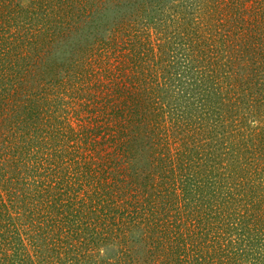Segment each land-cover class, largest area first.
<instances>
[{
    "label": "rangeland",
    "instance_id": "obj_1",
    "mask_svg": "<svg viewBox=\"0 0 264 264\" xmlns=\"http://www.w3.org/2000/svg\"><path fill=\"white\" fill-rule=\"evenodd\" d=\"M155 62L162 68L156 72L162 89L157 96L161 100L153 102L141 98L137 105L133 99L138 94L143 95V89L149 85L146 78L150 76L146 77V74ZM186 78L191 82L184 86L190 91L184 94L182 80ZM35 89H39L40 100L27 102L28 93ZM201 89L205 91L207 111L217 117L223 114L233 125L232 133L226 139L230 158L225 157L227 167L223 170V157L218 156L222 152L221 143L212 140L214 116L204 123L198 113L187 108L184 122L192 124L193 131L196 129V134L191 132L190 139L196 141L205 136L203 141H208L205 166L211 172H222L218 181L225 180L228 191L236 190V182L243 180L245 183L254 173L255 177L264 178V0H0V105L4 106L0 110V140L5 133L7 135L3 151L0 150V172H8L11 176L23 172L28 176L26 182L32 191H37L38 186L35 188L30 182L32 175L29 172L35 171L38 181L42 182L47 181L46 174L60 171L62 167L57 154L48 152V144H53L56 152L62 144H55L50 137L49 142H44L54 116L67 125L82 126L77 132L86 131L102 126V121L98 122L100 119L92 114L107 104L104 130L108 127L114 130L110 131V137L116 132L115 128L121 129L124 124L117 110L129 106L139 111L125 130L130 138L126 141L132 144L129 154L134 153L146 165L149 161L154 165L157 163L162 167L161 172H169L164 175L171 184L174 176L181 181L184 172L196 169L190 164L191 168L186 170L184 132H179L176 138L172 124L182 117V105L193 103L191 98L198 93L203 96ZM188 94L190 97L184 99ZM42 95L58 112L48 116L50 110H47L43 121L38 123L39 135L43 130L47 134L40 142L47 153H39L40 158L46 159H43L46 167L34 170L21 160L24 146L19 130L22 129L10 128L13 119H8V115L26 116L23 106L38 102L43 106ZM58 125L54 126L58 128ZM25 127L30 130L31 124ZM222 129L217 128L219 137H222ZM121 131L120 136H124V128ZM98 133L100 153L104 155L103 151L110 149L109 156H112L118 148H111L108 132L103 135L105 131L102 134L100 129ZM79 138L82 143L83 138ZM70 154L84 158L90 152L85 144L82 148L75 146ZM55 158L59 161L54 162ZM181 158L185 167L180 165ZM162 159H167L165 164L160 163ZM135 162L141 166V162ZM234 173L240 178L234 177ZM261 179L255 187L263 192ZM234 181L235 185H230L229 182ZM0 189L4 206L7 205L11 212L9 202L15 206L17 196L8 192L7 185L0 183ZM156 194L153 190L146 195L147 208ZM157 203L161 204V201L157 200ZM258 210L262 211L261 208ZM202 211L209 213L204 207ZM183 214L184 220L189 221L187 211L183 210ZM172 215V219L182 217ZM159 217L160 210L155 214V218ZM255 219L263 223L260 215ZM215 222H221L220 218L216 217ZM86 232L83 228V233L77 236L84 243L89 240L84 237ZM4 236L6 240L0 233V242L11 249L12 236L21 237L24 243L27 240L26 233L17 231L5 232ZM130 245L133 252L122 264L133 261L153 264V261L145 260L152 254L144 242L134 243V247ZM27 247L25 252L37 250L30 245ZM122 247L108 243L96 252V259L99 264H109L110 258L120 256ZM56 248L55 242H40L43 264H61ZM6 249L7 246L0 247V258Z\"/></svg>",
    "mask_w": 264,
    "mask_h": 264
},
{
    "label": "trees",
    "instance_id": "obj_2",
    "mask_svg": "<svg viewBox=\"0 0 264 264\" xmlns=\"http://www.w3.org/2000/svg\"><path fill=\"white\" fill-rule=\"evenodd\" d=\"M1 51L4 49L2 48ZM161 69L160 63L155 62L153 68L147 71L146 77L150 76L146 78L149 85L143 89V95L138 94L133 99L137 105L142 101L141 98L153 102L161 100L157 96L162 89L159 86V73H156ZM187 79L182 80L184 94L190 91L184 86L191 82ZM201 90L203 96L198 93L196 97L191 98L194 100L193 103L182 105V117L175 118L179 124L176 122L172 124L176 138L179 132H184L186 153L183 161L186 170L191 168L190 164L196 170L189 169L188 172H184L181 181L174 176L172 184L164 175L169 172H161L162 167L157 163L154 165L149 161V165H146L134 153L129 154L132 144L126 141L130 138H128L129 132L125 130L129 129L130 120H134L136 113H139L129 106L117 110L123 117L124 124L121 129L115 128L116 132H113L114 135L112 134L111 137L110 131L114 130L111 127L104 130L108 104L106 107L100 106L99 109L94 110L98 113L92 114L93 117L100 119L98 122L102 121V126L77 132L82 126L67 125L54 116L53 124L49 126L48 137L44 130L39 135L41 128L38 123L43 121L47 110H50L48 116L58 111L52 103H46L49 101L45 95H42L43 106L38 104L39 102L33 106L27 104L23 106L26 116L9 114L8 119H13L10 128L22 129L19 130V136L24 146V151L21 153L24 165L34 170L46 167L43 156L42 158L39 156V153L41 155L47 153L40 143L46 136L44 142H49L52 138L55 144H62L58 152L53 150V144H48V152H51V155L57 154L63 169L61 167L60 171L53 172V175L46 174L47 181L42 182L38 181L34 170L29 172L28 174L32 175L29 176L30 182L35 188L38 186L37 191L29 189L30 185L27 184L29 182H26L28 176L23 172H16L18 174L15 175L16 177L8 172H0V183L7 185L8 192L17 196L15 206L9 202L10 212V208L4 206L5 200L0 189L1 236L6 240L5 232L11 234L17 231L21 234L26 233L27 238V240L23 239L24 243L20 240L21 237L12 236L13 249L1 241L0 247L7 246V249L1 254L0 264H43L41 241H47L48 244L49 241L55 242L57 259L61 264H99V259L95 256L96 252L108 243L124 246L121 248L120 256L110 258L109 263L122 264L124 258L133 252L130 244L134 247L133 244L139 241L144 242L149 248V253L152 255L145 257V260H151L153 264H176L177 260L182 264H264V191L255 187L261 178L255 177L254 173L245 183L243 180L236 182L238 186L236 190L228 191L226 181H218L222 172H211L208 166H205L208 160L206 159L208 141H203L205 136L197 138L196 141L190 139L191 132L194 133L196 129L193 131V125L184 122L186 119L183 117L187 108L190 107L192 113H198L204 123L214 116L207 111L205 91ZM27 96L29 99L27 102L40 100L39 89L32 90ZM187 97H190L189 94L183 98ZM1 106L3 105H0V110H2ZM28 124H31L30 130L25 127ZM54 125H58V128ZM212 126L215 130L212 140L216 144L221 143L219 148L222 152L218 156L223 157L224 170L227 167L224 159L230 158L226 139L228 134L232 133L233 125L222 114L219 117L214 116ZM222 127V137H219L217 128ZM54 128L56 129L50 132V129ZM123 128L124 136H120ZM100 129L102 134L105 131L103 135L108 132L111 148L113 149V146L118 148L112 156H109L112 152L110 149L104 150V155L99 151L101 144L97 134L100 135L98 133ZM5 135L6 133L0 140L1 151H3ZM79 137L83 138L82 143ZM26 138L29 146L25 142ZM85 144L90 155L84 158L71 156L72 148L75 146L82 148ZM53 161L59 160L55 158ZM135 161L141 162V166H137ZM166 161L167 159H162L160 163L165 164ZM217 161L220 165V157ZM182 164L181 158L180 165ZM223 176H226V172H223ZM233 176L240 178L237 173ZM166 180L168 182H165ZM261 182L264 184V178ZM229 183L235 185V181ZM153 190L157 194L155 197L152 196L153 203L147 208L146 195ZM157 200L161 201V204L157 203ZM203 202L210 207H206ZM190 204L192 208L188 209ZM4 207L5 209L2 210ZM203 207L207 208L209 213L202 211ZM260 208L262 211L258 210ZM159 210L160 217L155 218ZM183 210L187 211L189 221L184 220ZM172 214L182 217L172 219L174 217ZM256 215L263 218L262 224L255 219ZM166 216L169 218L166 219ZM204 216H207V219ZM216 217H219L221 222H215ZM15 220L18 222L14 223ZM83 228L87 229L84 237L89 240L86 243L82 238L77 237L83 233ZM27 232H29L28 236ZM28 245L37 249L36 252H25ZM133 263L136 264L134 261Z\"/></svg>",
    "mask_w": 264,
    "mask_h": 264
}]
</instances>
